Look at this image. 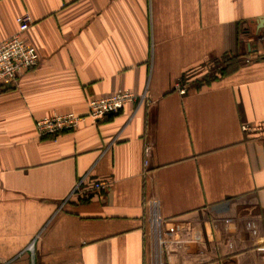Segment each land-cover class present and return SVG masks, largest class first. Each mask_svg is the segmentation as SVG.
Here are the masks:
<instances>
[{"label": "crops", "instance_id": "crops-1", "mask_svg": "<svg viewBox=\"0 0 264 264\" xmlns=\"http://www.w3.org/2000/svg\"><path fill=\"white\" fill-rule=\"evenodd\" d=\"M24 13L41 60L0 86V263L264 264V59L191 87L264 56V0H0V41ZM119 89L146 100L86 115ZM67 112L77 128L37 135ZM81 179L108 186L80 198Z\"/></svg>", "mask_w": 264, "mask_h": 264}, {"label": "built area", "instance_id": "built-area-1", "mask_svg": "<svg viewBox=\"0 0 264 264\" xmlns=\"http://www.w3.org/2000/svg\"><path fill=\"white\" fill-rule=\"evenodd\" d=\"M32 23L33 20L28 13L19 15L16 18V31L0 41V86L11 87L16 85L18 76L22 72L36 68L39 65L41 58L38 52L24 38V33ZM174 86L178 93L183 95L189 89V82L178 80ZM145 100V94H135L127 89H119L108 96L88 98L86 115L94 120H101L108 115L119 112L126 104L132 102L142 103ZM82 118V115L73 112L57 113L37 119L34 127L39 137L56 136L61 132L77 128ZM241 128L245 132H254V130L259 132L261 129L248 124H243ZM146 149L148 150V148ZM82 183L83 179L79 180L73 190V193L80 198L108 186L107 183L99 180H95L84 187ZM151 204H157V201L153 200ZM149 225L154 244L157 246L160 243L157 220L150 218ZM28 249L32 251V246H29Z\"/></svg>", "mask_w": 264, "mask_h": 264}, {"label": "trees", "instance_id": "trees-1", "mask_svg": "<svg viewBox=\"0 0 264 264\" xmlns=\"http://www.w3.org/2000/svg\"><path fill=\"white\" fill-rule=\"evenodd\" d=\"M245 54H232L225 53L220 58L213 60V69L208 71L206 74L202 75L200 79L192 82L191 87L198 88L202 85L209 84L222 76L232 73L240 67L242 63H246ZM256 59H264L263 55H258ZM184 76L179 80L183 81ZM112 115V114H111Z\"/></svg>", "mask_w": 264, "mask_h": 264}, {"label": "rangeland", "instance_id": "rangeland-1", "mask_svg": "<svg viewBox=\"0 0 264 264\" xmlns=\"http://www.w3.org/2000/svg\"><path fill=\"white\" fill-rule=\"evenodd\" d=\"M249 53H247L248 57H246V59H245L246 63H249V62H251V61H253V60H255L257 58V56H254V57H251L252 55L249 56L250 55ZM212 66H213V64H208L207 67H205L202 72H204V74H206L207 71H209L210 68H212ZM262 130L264 131V127H262Z\"/></svg>", "mask_w": 264, "mask_h": 264}, {"label": "water", "instance_id": "water-1", "mask_svg": "<svg viewBox=\"0 0 264 264\" xmlns=\"http://www.w3.org/2000/svg\"><path fill=\"white\" fill-rule=\"evenodd\" d=\"M261 26H262V22L260 20L259 25L257 26V28L259 29Z\"/></svg>", "mask_w": 264, "mask_h": 264}]
</instances>
